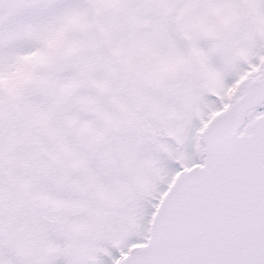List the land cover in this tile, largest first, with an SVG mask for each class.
<instances>
[{
	"label": "snow or ice",
	"instance_id": "6c2138e0",
	"mask_svg": "<svg viewBox=\"0 0 264 264\" xmlns=\"http://www.w3.org/2000/svg\"><path fill=\"white\" fill-rule=\"evenodd\" d=\"M0 264H264V0H0Z\"/></svg>",
	"mask_w": 264,
	"mask_h": 264
}]
</instances>
